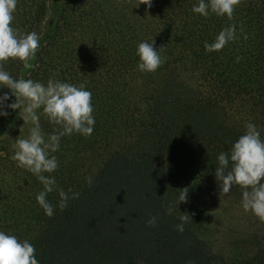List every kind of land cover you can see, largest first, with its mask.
Returning <instances> with one entry per match:
<instances>
[{
	"label": "trees",
	"instance_id": "16d2710c",
	"mask_svg": "<svg viewBox=\"0 0 264 264\" xmlns=\"http://www.w3.org/2000/svg\"><path fill=\"white\" fill-rule=\"evenodd\" d=\"M195 3L17 0L12 26L41 41L33 68L10 58L4 70L42 83L85 84L95 117L91 135H66L52 153L58 167L45 175L69 199L60 209L58 193H49V217L35 199L43 185L11 159L12 144L31 124L19 110L0 116V230L29 240L39 264H217L186 221L177 230L180 216L169 214L163 194L189 175L216 177L217 154L247 122L264 139V0H239L231 19L193 13ZM230 24L238 39L205 51ZM153 40L162 63L141 72L137 44ZM40 124L45 133L55 127L43 114ZM246 264H264V255Z\"/></svg>",
	"mask_w": 264,
	"mask_h": 264
},
{
	"label": "clouds",
	"instance_id": "9594fccd",
	"mask_svg": "<svg viewBox=\"0 0 264 264\" xmlns=\"http://www.w3.org/2000/svg\"><path fill=\"white\" fill-rule=\"evenodd\" d=\"M238 3L239 0H197L192 6V12L203 17L214 13L231 19L234 6ZM140 4L151 7L152 0H139ZM16 6L17 0H0V88L9 89V92L0 93V116L8 115L6 108L19 110L24 123L31 124L28 134L18 136L12 144L11 159L18 167L35 175L43 185L35 199L45 215L51 217L54 206L47 199L48 194L54 191L58 193L60 209L67 206L69 195L58 188L54 176L45 173L51 174L58 167L57 158L52 153L59 149L62 137L74 132L82 136L92 134L95 124L92 93L83 83L75 85L54 77L42 83L30 78H14L4 70L3 62L10 58L22 61L25 68H33L31 61L35 58L41 41L36 32L19 33L12 26ZM236 32V25L223 27L212 42L204 43L205 51L221 50L229 42L238 39ZM136 55L139 57L137 68L141 72H154L162 63L159 49L154 47V40L140 41L136 47ZM10 93L15 97L12 102H9ZM41 114L55 126L49 133L41 128ZM244 127L245 131L231 147L217 154L215 175L220 181L221 192L228 193L232 185H239L243 190V210L251 211L264 221V139L254 123L247 122ZM86 182L91 185V178L86 177ZM68 191L71 192V189ZM187 193L188 191L183 190L179 192L178 203L187 199ZM78 197L79 193H72V198ZM168 212H172L171 207ZM156 219L153 216L147 223L155 225ZM186 219V216L179 217L181 223L176 225L178 231H183ZM35 251L29 240H21L12 233L0 230V264H39Z\"/></svg>",
	"mask_w": 264,
	"mask_h": 264
},
{
	"label": "rangeland",
	"instance_id": "374dc122",
	"mask_svg": "<svg viewBox=\"0 0 264 264\" xmlns=\"http://www.w3.org/2000/svg\"><path fill=\"white\" fill-rule=\"evenodd\" d=\"M187 199L178 203L180 191ZM166 208L185 220L205 240L217 264H246L264 255V221L241 206V193L221 192L214 176L189 175L163 194ZM143 264V263H142Z\"/></svg>",
	"mask_w": 264,
	"mask_h": 264
}]
</instances>
